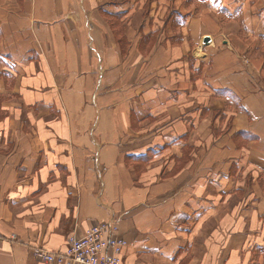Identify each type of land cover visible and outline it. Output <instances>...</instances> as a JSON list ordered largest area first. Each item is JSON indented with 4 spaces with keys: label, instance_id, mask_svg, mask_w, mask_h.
Here are the masks:
<instances>
[{
    "label": "crops",
    "instance_id": "1",
    "mask_svg": "<svg viewBox=\"0 0 264 264\" xmlns=\"http://www.w3.org/2000/svg\"><path fill=\"white\" fill-rule=\"evenodd\" d=\"M109 221L122 264H264V0H0V264Z\"/></svg>",
    "mask_w": 264,
    "mask_h": 264
},
{
    "label": "built area",
    "instance_id": "2",
    "mask_svg": "<svg viewBox=\"0 0 264 264\" xmlns=\"http://www.w3.org/2000/svg\"><path fill=\"white\" fill-rule=\"evenodd\" d=\"M210 38L202 42L209 44ZM116 223L109 221L90 227L82 237H71L62 254L43 249L34 251L39 262L47 264H122L127 242L118 235Z\"/></svg>",
    "mask_w": 264,
    "mask_h": 264
}]
</instances>
